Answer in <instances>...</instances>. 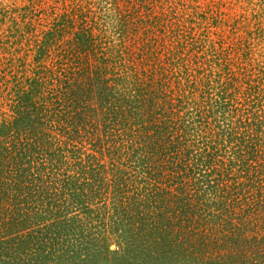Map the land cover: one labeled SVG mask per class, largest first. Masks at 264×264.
I'll return each mask as SVG.
<instances>
[{"label": "rangeland", "instance_id": "1", "mask_svg": "<svg viewBox=\"0 0 264 264\" xmlns=\"http://www.w3.org/2000/svg\"><path fill=\"white\" fill-rule=\"evenodd\" d=\"M0 240V264H264V0H0Z\"/></svg>", "mask_w": 264, "mask_h": 264}, {"label": "trees", "instance_id": "2", "mask_svg": "<svg viewBox=\"0 0 264 264\" xmlns=\"http://www.w3.org/2000/svg\"><path fill=\"white\" fill-rule=\"evenodd\" d=\"M21 118V119H20ZM31 118H29V120H28V118L26 117V115L25 114H23V115H21V117L19 116L18 117V119H16L15 121H14V124L17 126V129L18 130H20V132H22L23 131V129H24V127L25 126H23V128H22V126H20V127H18V125L22 122L23 123V125L25 124L26 125V123H28V121L31 123V124H33V122L30 120ZM39 125H40V127L38 126V124L36 125V127L37 128H40V130L38 131V133L36 132V134H37V138H38V135H40V136H45L46 137V135H42V134H45V133H50L51 131H52V126H45L42 122L40 123L39 122ZM26 128V127H25ZM43 128V129H42ZM26 129H29V128H26ZM256 130V129H255ZM30 131H32V130H30ZM34 134V133H33ZM33 138H31V140H32ZM36 163H38V162H36ZM251 165V167L253 168L254 167V165H252V164H250ZM88 167L89 166H84L83 165V170L85 171V174H86V170L88 169ZM248 167H250V166H248ZM216 169L218 170L219 168L218 167H216ZM214 170V167L213 168H211V171H213ZM96 172V171H95ZM34 174V173H33ZM33 174H30V176L31 175H33ZM35 175V174H34ZM94 175V170H88V172H87V175H86V177L84 178L85 180H88L87 178L89 177V178H91L92 176ZM97 177V176H96ZM116 184H117V182H116ZM103 185V183H102V181L100 180V181H98L97 183H96V186L95 187H93V193H95V194H99L100 192H101V186ZM100 187V188H99ZM148 199V198H147ZM141 201H146V198L144 199V200H141ZM12 219V218H11ZM4 247H3V242H2V240H0V250L1 249H3Z\"/></svg>", "mask_w": 264, "mask_h": 264}]
</instances>
